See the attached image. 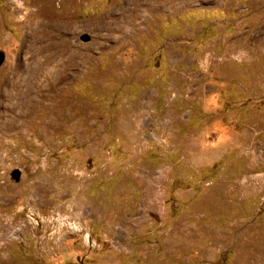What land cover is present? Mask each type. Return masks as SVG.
<instances>
[{
    "label": "rangeland",
    "instance_id": "1",
    "mask_svg": "<svg viewBox=\"0 0 264 264\" xmlns=\"http://www.w3.org/2000/svg\"><path fill=\"white\" fill-rule=\"evenodd\" d=\"M36 1L0 0V264H264V0Z\"/></svg>",
    "mask_w": 264,
    "mask_h": 264
},
{
    "label": "bare ground",
    "instance_id": "2",
    "mask_svg": "<svg viewBox=\"0 0 264 264\" xmlns=\"http://www.w3.org/2000/svg\"><path fill=\"white\" fill-rule=\"evenodd\" d=\"M37 1H39V0H37ZM37 1H36V2H37ZM131 1H132V0H131ZM149 1H150V0H149ZM149 1H148V2H149ZM123 2H124V0H123ZM145 2H146V1H145ZM153 2H154V1H153ZM151 3H152V2H151ZM171 3H173V2H171ZM156 4H157V3H156ZM186 4H187V3H186ZM27 5H28V4H27ZM116 5H117V4H116ZM148 5H149V4H148ZM151 5H152V4H151ZM170 5H171V4H170ZM180 5H181V4H180ZM126 6H128V4H127ZM144 6H145V5H144ZM115 7H116V6H115ZM152 7H153V6H152ZM167 7H168V6H167ZM129 8H130V7H129ZM154 8H155V7H154ZM169 8H170V7H169ZM124 9H125V8H124ZM124 9H123V10H124ZM138 9H139V8H138ZM138 9H137V10H138ZM146 9H147V8H146ZM156 9H157V8H156ZM134 10H136V9H134ZM168 10H169V9H168ZM138 11H139V10H138ZM35 12H36V11H35ZM142 12H143V11H142ZM37 13H38V12H37ZM39 13H40V12H39ZM124 13H126V12H124ZM124 13H123V14H124ZM141 15H142V14H141ZM131 16H132V15H131ZM126 17H127V16H126ZM127 18H128V17H127ZM128 19H129V18H128ZM133 21H134V20H133ZM118 27H119V26H118ZM50 34H51V33H50ZM45 46H46V45H45ZM41 47H42V46H41ZM39 51H40V49H39ZM46 51H47V50H46ZM37 52H38V51H37ZM43 52H44V51H43ZM38 53H39V52H38ZM40 53H41V51H40ZM40 53H39V54H40ZM41 54H42V53H41ZM36 55H37V54H36ZM39 58H40V57H39ZM45 59H46V58H45ZM39 60H40V59H39ZM48 60H49V59H48ZM44 62H45V60H44ZM44 62H43V63H44ZM38 64H39V62H38ZM40 65H41V64H40ZM44 69H45V68H44ZM38 74H39V73H38ZM36 75H37V74H36ZM34 77H36V76H34ZM31 80H32V79H31ZM46 80H47V79H46ZM29 82H30V81H29ZM36 82H37V81H36ZM36 82H35V83H36ZM35 83H34V84H35ZM26 88H27V87H26ZM27 90H28V89H27Z\"/></svg>",
    "mask_w": 264,
    "mask_h": 264
},
{
    "label": "water",
    "instance_id": "3",
    "mask_svg": "<svg viewBox=\"0 0 264 264\" xmlns=\"http://www.w3.org/2000/svg\"><path fill=\"white\" fill-rule=\"evenodd\" d=\"M81 40H82L83 42H87V41H89V37H88L87 35H83V36L81 37ZM2 63H3V56L0 54V66H1Z\"/></svg>",
    "mask_w": 264,
    "mask_h": 264
}]
</instances>
